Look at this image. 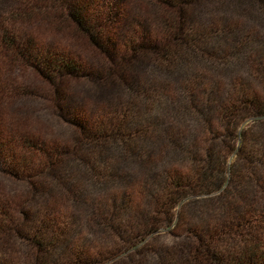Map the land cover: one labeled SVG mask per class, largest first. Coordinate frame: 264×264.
I'll use <instances>...</instances> for the list:
<instances>
[{"label":"rangeland","instance_id":"rangeland-1","mask_svg":"<svg viewBox=\"0 0 264 264\" xmlns=\"http://www.w3.org/2000/svg\"><path fill=\"white\" fill-rule=\"evenodd\" d=\"M12 1L0 0V17L13 22L15 30L73 58L80 64L81 72L75 76H62L50 85L44 77L23 66L11 62L0 64V82L31 91L26 95H21L19 88H16L18 91H3L0 130L32 134L49 144L78 150L80 157L88 160L86 164L84 159L81 163L69 158L59 172L61 184L46 176L30 183L8 176L0 168V203L13 204L11 217L14 221L21 219L23 213L36 216L56 208L58 224L66 220V246L61 252L70 254L74 246L80 245L87 253H103L101 258L92 255L91 264H188L184 257L198 243L193 232L207 235L208 231H217L219 237L213 244L227 247L229 239L219 243L224 237L220 227L234 225L243 216L253 220V227L257 226L250 232L242 229L245 237L247 234L264 237V119L245 117L237 131L228 126L227 132L218 114L220 103L235 82L243 81L245 87L248 84L259 90L256 71L252 67L256 59L251 62L247 58L254 37L264 42L259 17L250 20L246 12L233 10V6L223 3L200 6L194 14L197 20L219 19L246 29L243 39L247 37L249 43L243 47V52L232 51L233 44L235 46L232 39L220 44L208 43L209 49L205 52L181 60L185 70H169V73L165 69L162 74L155 71L161 68L155 67L152 58L140 57L123 71L138 78L142 85L157 88L155 91L148 89L144 99L138 94L133 101L135 105H128L127 87L110 73L108 57L87 44V39L75 30L62 9L50 7L46 0ZM228 1L236 3V0ZM246 4L243 1V8ZM156 9L148 0H125L123 10L139 20L143 24L140 30L154 40L161 36ZM251 56L255 57V54L251 53ZM154 77L157 78L154 80ZM183 86L185 97L180 93ZM190 94L193 101H190ZM114 105L128 108L129 120L135 121L131 131L135 130L136 135L128 143L125 141L129 147H124L123 153L117 147H110L99 155L97 144L86 148L79 132L81 128L89 127L90 121L99 114H104L102 110ZM162 105L169 107L160 113L159 122L154 124L152 116L161 111ZM135 106L141 113L136 114ZM177 107L179 109L175 110ZM166 130L170 139L165 138ZM233 131L236 132L234 137L230 135ZM243 131L248 143L244 149L257 153L255 158L258 156L259 159L256 162L253 157L243 162L236 158L235 151L231 152L233 147L243 149ZM177 144L184 150L177 151ZM206 146L217 155L216 166L226 167V179L229 178L231 183L199 197L189 194L171 214L161 212L157 215L145 200L155 191L152 185L162 180L164 171L190 174L192 164L186 152L197 159L204 156ZM112 200L119 206L112 209L113 221L122 230L134 225L133 212H145L142 214L157 222L154 232L129 244L107 235V228L100 227V222L109 217L106 207ZM24 234L22 238L16 233L0 234V254L5 255L3 260L7 264H24L23 258L28 254L22 243L26 240ZM208 239L206 237L207 242ZM241 240L243 235H237L235 242Z\"/></svg>","mask_w":264,"mask_h":264},{"label":"trees","instance_id":"trees-1","mask_svg":"<svg viewBox=\"0 0 264 264\" xmlns=\"http://www.w3.org/2000/svg\"><path fill=\"white\" fill-rule=\"evenodd\" d=\"M46 1L50 7L62 9L73 23L75 30L87 39V44L100 49L108 57L110 73L116 79L119 78L120 82L127 87L128 105L137 99L138 94H141L144 99L148 94V89L155 91L157 88L154 85H142L138 78L135 79L131 73L123 71L140 57L152 58L155 67L161 68L160 70L155 69V71L162 74L165 69L169 73L175 70H185L181 60L193 54L205 52L209 49L208 43L214 45L232 39L235 41L232 51L243 52V47L249 43L247 37L244 38L245 43L243 39V30L246 29L242 30L239 25L233 26L231 23L221 22L219 19L208 22L197 20L194 14L200 6L214 3L233 6V10L249 14L250 20H256L259 17L264 29V0H243L247 2L244 8L242 0H236V3H230L228 0H148L150 6L157 8V26L161 31V36L159 35L154 40L140 30L143 24L139 20L137 21L136 18L124 12L125 0ZM7 20L5 17H0V64L11 62L16 66H23L28 71L44 77L50 85L55 84L62 76H75L81 72L80 64L73 58L49 45L41 44L27 34H23L19 29L15 30L14 23ZM251 23L253 24V21ZM250 50L247 58L251 62L256 59V64L252 67L256 71L259 90L249 87L248 84L245 87L243 81L232 84L218 108L221 124L225 131L228 126L237 131V126L248 116L264 119V42H259L254 37ZM251 53H254L255 57H252ZM251 75H253V71L250 73ZM156 78L154 77V80ZM16 88L20 89L21 95L31 92L23 87L14 88L12 84L9 86L8 83L1 81L0 97L4 92L18 91ZM185 91L183 86L180 93H185ZM189 96L190 101H193L192 94ZM207 106L208 109L211 108L210 105ZM168 107L169 105H162L161 111L153 114L154 124L159 122L160 113L166 112ZM138 108L135 106L136 114L141 113ZM178 109V107L175 108V110ZM127 110L128 108L118 105L102 110L104 114H99L95 120L90 121L89 127L81 128L79 135L82 136L84 146L87 148V145L97 144L99 155H102L104 149L107 150L110 147H117L122 153L125 148L128 149L129 145L126 142L128 143L135 137L136 131H131V125L135 121L129 120ZM164 133L166 139L171 138L168 130ZM235 133L233 131L230 135L234 137ZM242 134L243 149L236 150L233 147L231 152L235 151L236 158L243 162L252 160V157L253 161H258V156L255 158L256 152L244 149L245 144L248 145V143L245 141L246 132L243 131ZM240 139L239 135L238 140L241 141ZM60 146L49 144L26 132L0 130V168L6 175L30 183H34L40 176H46L54 178L61 184L59 172L69 161V158L81 163L86 160V164L88 160L80 157L78 150L71 151L69 147L65 149ZM178 146L177 144L179 149L177 151L184 150L182 146ZM131 155L134 154L131 153ZM186 157L192 164L191 173L164 171L162 180L159 183L154 182L155 184L152 185L155 191L145 198L146 203H150V209L157 215L161 212L171 214L181 199L189 194L199 197L212 193L221 188L223 184L228 186L231 183L229 178L226 179V167L221 164L219 168L216 166L217 155L214 150L211 151L210 147H205L203 157L195 159L188 151ZM115 173L117 174V172ZM110 202L111 204L106 207L109 217L105 218V221L104 218L101 219V226L96 222L100 227L107 228L105 231L108 232L107 235L121 239L120 243L129 244L134 239L154 232L153 227L156 228L157 222L149 220L150 217L142 214L145 212L141 214L133 212L134 225L131 224L127 230H122L116 224L117 222L113 221V210L119 208L118 203L115 201L112 203L113 200ZM58 213L56 208L45 210L43 214L36 216L34 214L26 216L23 213L21 219L14 221L15 219L11 217L13 204L11 202L0 203V234L16 233L22 238L25 233L26 240L22 243L28 250V254L26 253L23 258L24 264H91L93 262L90 260L92 255L103 257V253H87V250L80 245L79 247L74 246L70 254L61 252L62 247L66 246L67 232L65 230L66 220L58 224ZM251 222H253L251 218L248 220L243 216V219L241 218L234 225L220 227V233L223 232L224 237L223 240L220 239L219 243H225V238H227L230 241L227 243V247H218L217 244H213L219 237L217 231H208L207 235L193 232L192 235L198 243L188 251V256L184 257L185 262L189 261L188 264H264V237L257 238L254 234H247L245 237L242 233V229L245 232L256 229L257 226L253 227ZM262 230L264 231V228ZM241 234L243 241L236 243L237 235ZM206 237H209V243L206 241ZM239 248V252L236 251ZM0 256H2L0 264H7V261L3 260L5 255L0 254Z\"/></svg>","mask_w":264,"mask_h":264}]
</instances>
